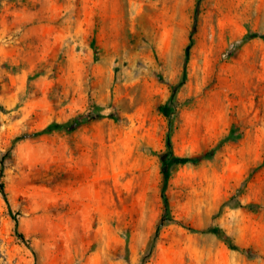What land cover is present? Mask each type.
<instances>
[{"label":"rangeland","instance_id":"1","mask_svg":"<svg viewBox=\"0 0 264 264\" xmlns=\"http://www.w3.org/2000/svg\"><path fill=\"white\" fill-rule=\"evenodd\" d=\"M0 161V264H264V0H0Z\"/></svg>","mask_w":264,"mask_h":264},{"label":"trees","instance_id":"2","mask_svg":"<svg viewBox=\"0 0 264 264\" xmlns=\"http://www.w3.org/2000/svg\"><path fill=\"white\" fill-rule=\"evenodd\" d=\"M172 163H175V164H186V163H196L198 160L196 159H188V158H172L171 159ZM3 166V163L0 161V167ZM164 174L166 175L167 174V171L164 170L163 171Z\"/></svg>","mask_w":264,"mask_h":264}]
</instances>
